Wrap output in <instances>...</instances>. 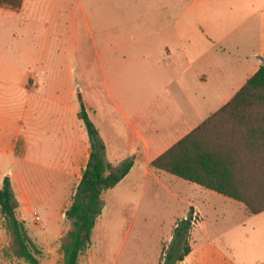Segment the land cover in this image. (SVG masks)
Returning a JSON list of instances; mask_svg holds the SVG:
<instances>
[{
    "label": "crops",
    "instance_id": "crops-1",
    "mask_svg": "<svg viewBox=\"0 0 264 264\" xmlns=\"http://www.w3.org/2000/svg\"><path fill=\"white\" fill-rule=\"evenodd\" d=\"M116 1L23 0L19 10L0 7V99L7 98V92L15 99L12 104L4 102L6 107L0 105V155L7 156L13 166L0 171V187L9 176L13 193L23 197L26 211L37 213L36 201L44 202L52 193L40 191L28 178L32 171L33 179L50 173L55 194L60 195L58 211L62 209L72 169L81 165L77 188L92 152L79 117L82 101L104 143V161L114 168L132 163L110 189L141 166L152 185L181 204V214L173 215L169 228L174 230L190 209L197 214L198 225L189 233L191 251L184 260L228 264L223 249L212 239L215 236L221 244L235 238L244 253L264 261V211L251 214L242 202L151 166L225 106L262 65L264 0L251 2L248 10L242 3L241 11L238 6L225 7L222 0H136L144 12L139 44H133L135 38L118 42L116 30L97 41L94 29L101 30L102 15L108 17V24H116L111 6ZM107 2V11L93 10L92 26L86 7ZM57 4L61 5L59 17ZM80 13L95 50L92 61L83 65L88 71L75 77L69 56L79 33L74 19ZM136 29L131 30L133 34L128 31L130 36ZM74 84L79 91L70 97ZM20 138L26 143L22 156L15 150ZM48 140H57L53 163L45 159ZM147 187L144 184V191ZM227 215L233 216L235 226L223 232L219 226ZM35 219L39 221L37 214ZM97 222L93 234L98 237Z\"/></svg>",
    "mask_w": 264,
    "mask_h": 264
},
{
    "label": "trees",
    "instance_id": "trees-1",
    "mask_svg": "<svg viewBox=\"0 0 264 264\" xmlns=\"http://www.w3.org/2000/svg\"><path fill=\"white\" fill-rule=\"evenodd\" d=\"M22 4L23 0H0V7L12 10H19ZM79 117L89 134L92 152L65 211L70 228L61 239L63 264H79L92 244L104 206L103 194L132 167L126 162L114 168L104 161V143L82 101ZM151 166L242 202L251 214L264 211V59L225 106L154 159ZM17 208L10 177L5 176L0 187V212L10 234V249L28 264H40L42 251L19 219ZM192 214L190 209L177 223L162 264H179L190 253Z\"/></svg>",
    "mask_w": 264,
    "mask_h": 264
},
{
    "label": "rangeland",
    "instance_id": "rangeland-1",
    "mask_svg": "<svg viewBox=\"0 0 264 264\" xmlns=\"http://www.w3.org/2000/svg\"><path fill=\"white\" fill-rule=\"evenodd\" d=\"M253 1L255 0H222V4L230 8L238 6V11H241L240 6L242 3H244L245 9L248 10L251 9L250 3ZM111 6L115 10L116 24H108V17L102 15L101 30L94 29L97 41L99 37H108L109 30H116L118 42L135 38L133 44H139L141 13H144L141 10V4L136 3V0H117L116 3H111ZM96 8L105 12L104 9L107 11L109 3L88 4L85 9L86 17L92 26L94 23L92 14ZM60 11L61 5L57 4L55 14L58 17ZM80 14L76 16L78 20L74 19V27L79 30V33L76 39L72 40L74 47H71L72 51L69 56L70 66L76 72L75 77L80 71H88V66L83 65L92 61L95 50L94 39L90 35L85 16L82 13ZM105 19L106 26H104ZM134 28L138 29L134 31L133 36H130V34H133L131 30H134ZM90 79H93V76ZM101 88L106 92L104 85H101ZM78 91V85L74 84L70 97ZM7 94V98L0 99L1 107H6L15 101V99L12 100L13 95L11 92H7ZM6 101H8L7 105L4 103ZM83 129L86 130L84 126ZM56 141L48 140L47 142L50 148L45 159L48 162L53 163V159L58 155L55 154L58 148ZM51 144L54 146H51ZM15 150L18 156H22L26 151V143L22 138L16 143ZM3 169L9 171L13 169V166L7 156L0 155V171ZM80 173L81 165L77 164L72 169L70 178L67 181L68 196L60 211H58L60 195L55 194L57 187H54V180H52L50 173L42 174V178L33 179L35 178V172L32 171L28 178V182H32L33 185H36V188H40V191L52 193L45 196L44 202L36 201L37 213L35 211L27 212L28 207L24 203L23 197L15 193L20 201L17 215L20 220L25 221L29 236L42 251L39 256L40 264H63L61 239L70 228V221L63 216V212L71 204ZM140 177L143 179L141 180ZM144 184H148L145 191L143 189ZM152 184L153 180L144 176V171L140 166L136 167L131 176L121 182L118 187L107 190L103 194L104 206L97 222L100 229L98 237L92 235L94 246L91 244L83 253L79 264H89L91 260L93 264H162L163 255L173 237V229L169 228L170 220H173V215L178 214L177 216H180L179 206L181 204L176 200L173 203L172 197ZM36 214L39 221L35 219ZM233 219V216L227 215L224 218L225 221L220 222L222 225L219 226V229L221 231L230 230L231 227L235 226ZM198 222L199 218L193 228L198 225ZM212 239L217 246L219 245L223 249V258L226 259L228 264H264L263 260L254 259L250 257V254L244 253L242 243L237 242L235 238H228V242L222 244L217 243V237L213 236ZM10 241L11 238L6 228L5 219L0 212V264H28L12 254ZM181 264H192V260L187 257Z\"/></svg>",
    "mask_w": 264,
    "mask_h": 264
},
{
    "label": "built area",
    "instance_id": "built-area-1",
    "mask_svg": "<svg viewBox=\"0 0 264 264\" xmlns=\"http://www.w3.org/2000/svg\"><path fill=\"white\" fill-rule=\"evenodd\" d=\"M197 214L195 212H193L192 216H191V222L192 225H194L197 222Z\"/></svg>",
    "mask_w": 264,
    "mask_h": 264
}]
</instances>
